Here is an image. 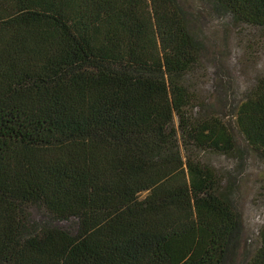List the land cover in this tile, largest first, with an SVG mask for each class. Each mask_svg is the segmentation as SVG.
I'll return each instance as SVG.
<instances>
[{
    "label": "trees",
    "instance_id": "16d2710c",
    "mask_svg": "<svg viewBox=\"0 0 264 264\" xmlns=\"http://www.w3.org/2000/svg\"><path fill=\"white\" fill-rule=\"evenodd\" d=\"M202 1L264 26V0ZM201 50L179 0H0V264H225L239 215L194 150L237 143L186 114ZM236 113L264 157V77Z\"/></svg>",
    "mask_w": 264,
    "mask_h": 264
},
{
    "label": "rangeland",
    "instance_id": "374dc122",
    "mask_svg": "<svg viewBox=\"0 0 264 264\" xmlns=\"http://www.w3.org/2000/svg\"><path fill=\"white\" fill-rule=\"evenodd\" d=\"M179 1L203 48L199 62L181 78L191 95L186 114L197 121L222 118L237 143L230 154L205 149H195L194 154L215 169L219 192L231 199L239 215V231L225 264H249L264 228V157L247 145L236 112L264 77V26L238 22L229 14L220 16L202 0ZM175 124L179 127L180 117H175ZM32 217L38 226L75 225L53 219L42 207L32 208Z\"/></svg>",
    "mask_w": 264,
    "mask_h": 264
}]
</instances>
